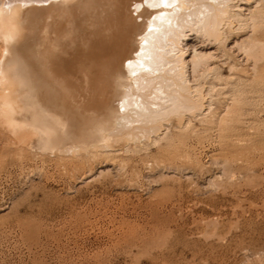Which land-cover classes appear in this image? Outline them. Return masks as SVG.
<instances>
[{"label":"bare ground","instance_id":"1","mask_svg":"<svg viewBox=\"0 0 264 264\" xmlns=\"http://www.w3.org/2000/svg\"><path fill=\"white\" fill-rule=\"evenodd\" d=\"M262 58L264 0L0 3V146L91 172L202 124Z\"/></svg>","mask_w":264,"mask_h":264},{"label":"rangeland","instance_id":"2","mask_svg":"<svg viewBox=\"0 0 264 264\" xmlns=\"http://www.w3.org/2000/svg\"><path fill=\"white\" fill-rule=\"evenodd\" d=\"M249 76L91 172L0 146V264H264V58Z\"/></svg>","mask_w":264,"mask_h":264}]
</instances>
